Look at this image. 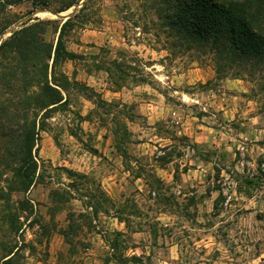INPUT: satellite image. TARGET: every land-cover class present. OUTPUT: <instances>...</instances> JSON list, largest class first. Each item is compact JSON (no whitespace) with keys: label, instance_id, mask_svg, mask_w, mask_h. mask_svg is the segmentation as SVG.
<instances>
[{"label":"rangeland","instance_id":"rangeland-1","mask_svg":"<svg viewBox=\"0 0 264 264\" xmlns=\"http://www.w3.org/2000/svg\"><path fill=\"white\" fill-rule=\"evenodd\" d=\"M59 1L0 12L11 23L0 43L34 17L51 21L43 39L55 43L72 18L63 43L76 57L58 70L90 89H68L40 132V180L12 194L49 225L57 192L53 223L22 217L16 234L0 223V264L2 243L19 249L11 264H264V66L219 70L207 46L175 33L169 0H79L58 17ZM70 212L80 228L64 236Z\"/></svg>","mask_w":264,"mask_h":264},{"label":"trees","instance_id":"trees-1","mask_svg":"<svg viewBox=\"0 0 264 264\" xmlns=\"http://www.w3.org/2000/svg\"><path fill=\"white\" fill-rule=\"evenodd\" d=\"M22 1L0 0V12ZM30 2L33 8H49L48 0ZM78 2L61 0L57 7L49 10L64 12ZM167 6L170 12L167 18L175 33L185 36L192 44L207 46L214 54L219 70L234 64L248 69L264 66V0H169ZM83 8L85 3L80 10ZM50 22L37 17L28 19L0 43V89L9 90L0 91V223L6 226L7 234L18 233L22 217L25 220L33 217L32 222L48 232L53 213L58 211L57 204L61 202L56 198L58 193L53 194L49 225L36 220L28 199L13 201L12 194L27 192L40 180L35 155L40 132L47 129L52 112L68 105V89L90 90L70 81L58 70L60 63L76 57L63 43L66 31L73 26L72 18L61 23L55 43L43 39ZM10 24L0 25V34ZM31 88L35 90L29 93ZM67 172L71 176H82L71 170ZM74 216V212L68 214L67 229L62 231L64 236L75 234L80 228L75 224ZM115 235L123 233L116 232ZM1 246L8 257L5 264H11V258L19 249L5 243ZM142 259L133 255L128 264H143Z\"/></svg>","mask_w":264,"mask_h":264},{"label":"crops","instance_id":"crops-1","mask_svg":"<svg viewBox=\"0 0 264 264\" xmlns=\"http://www.w3.org/2000/svg\"><path fill=\"white\" fill-rule=\"evenodd\" d=\"M193 142H194V144H196V146H201V144L199 143V141H198V139L196 138V139H194L193 140ZM202 161L200 160V163H201ZM161 171H166V172H168L167 170H165L164 168H161L160 169ZM188 171H190V170H188ZM196 171V170H195ZM203 172H204V170L201 168V170H200V173H202L203 174ZM169 176L171 175L170 173L168 174ZM182 175H184V174H182ZM161 180H163V179H161ZM169 181H164V183H168ZM111 184H113V182H110L109 184L107 183V181H106V186L107 187H111ZM177 188H179V187H177ZM105 190H106V192L109 194V192H108V190L105 188ZM112 196V195H111ZM104 224H105V228L108 230V231H112V232H114L115 230H116V232H120V233H124L125 232V228L126 227H124L125 226V224H124V222H122L121 220H119L118 218H116V217H114V216H106L105 217V222H104Z\"/></svg>","mask_w":264,"mask_h":264},{"label":"water","instance_id":"water-1","mask_svg":"<svg viewBox=\"0 0 264 264\" xmlns=\"http://www.w3.org/2000/svg\"><path fill=\"white\" fill-rule=\"evenodd\" d=\"M64 12H60V13H57V14H53V15H55V16H58V17H61V16H63L62 14H63ZM34 16H36V13H34L33 14ZM69 18V16H64V20H66V19H68ZM14 29H16L15 27H12L11 29H10V33L14 30Z\"/></svg>","mask_w":264,"mask_h":264}]
</instances>
